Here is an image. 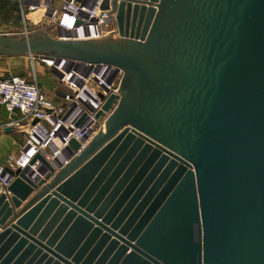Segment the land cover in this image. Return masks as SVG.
<instances>
[{"label":"water","instance_id":"obj_1","mask_svg":"<svg viewBox=\"0 0 264 264\" xmlns=\"http://www.w3.org/2000/svg\"><path fill=\"white\" fill-rule=\"evenodd\" d=\"M110 7L102 38L0 35V55L123 71L104 131L50 181L7 171L0 264H264V0Z\"/></svg>","mask_w":264,"mask_h":264},{"label":"built area","instance_id":"obj_2","mask_svg":"<svg viewBox=\"0 0 264 264\" xmlns=\"http://www.w3.org/2000/svg\"><path fill=\"white\" fill-rule=\"evenodd\" d=\"M18 0L28 35L24 8L42 10L43 19L55 28L54 38L65 41H87L116 31L114 15L102 10L105 0ZM35 63L56 74L58 89L48 96L38 83L34 71L27 76L0 77V106L10 120L0 129L11 128L23 135L20 149L7 156L0 164V188L6 197L8 186L15 179L7 171L27 170L25 176L34 184L48 181L67 165L73 157L95 137L110 115H97L111 96H118L123 71L117 66L57 59L50 56L28 55ZM114 107V105H113ZM75 141L80 148L73 152L69 143Z\"/></svg>","mask_w":264,"mask_h":264},{"label":"rangeland","instance_id":"obj_3","mask_svg":"<svg viewBox=\"0 0 264 264\" xmlns=\"http://www.w3.org/2000/svg\"><path fill=\"white\" fill-rule=\"evenodd\" d=\"M31 1H27L30 4ZM24 18L26 20V31L28 34L44 31L50 37H55L54 26L48 20L43 19L42 10L28 11L24 8ZM25 31L23 17L20 11L18 0L14 2L0 4V35H7L12 38L22 39ZM10 61L11 67L17 75L29 74L34 71L38 79H46L57 88V82L52 72L47 71L39 63H35L34 69L29 62L28 55L6 56L0 55V61Z\"/></svg>","mask_w":264,"mask_h":264},{"label":"crops","instance_id":"obj_4","mask_svg":"<svg viewBox=\"0 0 264 264\" xmlns=\"http://www.w3.org/2000/svg\"><path fill=\"white\" fill-rule=\"evenodd\" d=\"M14 1L15 0H0V4H4L8 2L10 4L11 2ZM113 32H115V30L110 33ZM14 72L15 71L11 67L10 61L8 60L0 61V77L17 75ZM22 75L27 76L28 74H22ZM38 83L40 84L41 89L48 96H52L54 91L58 89V87L56 88L54 85L51 84L50 81L46 79H38ZM10 118H11L10 115L0 106V128L3 125H5L10 120ZM3 129H0V164L5 162L7 156L11 154H15L20 149L23 143V135L21 133H18L17 131L11 129V133L6 134L4 133ZM15 211L18 212L19 209Z\"/></svg>","mask_w":264,"mask_h":264}]
</instances>
